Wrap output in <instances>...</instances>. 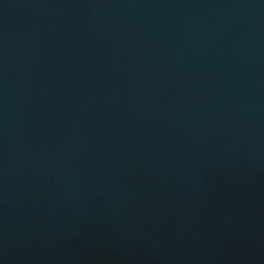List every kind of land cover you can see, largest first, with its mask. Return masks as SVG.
<instances>
[{
  "label": "water",
  "instance_id": "1",
  "mask_svg": "<svg viewBox=\"0 0 264 264\" xmlns=\"http://www.w3.org/2000/svg\"><path fill=\"white\" fill-rule=\"evenodd\" d=\"M0 264H264V0H0Z\"/></svg>",
  "mask_w": 264,
  "mask_h": 264
}]
</instances>
